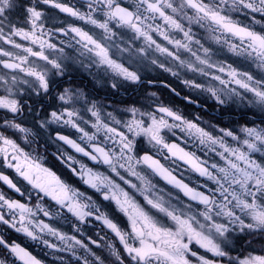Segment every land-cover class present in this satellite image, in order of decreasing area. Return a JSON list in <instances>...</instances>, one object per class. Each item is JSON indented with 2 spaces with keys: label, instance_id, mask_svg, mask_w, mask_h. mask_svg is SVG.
Segmentation results:
<instances>
[{
  "label": "snow or ice",
  "instance_id": "obj_1",
  "mask_svg": "<svg viewBox=\"0 0 264 264\" xmlns=\"http://www.w3.org/2000/svg\"><path fill=\"white\" fill-rule=\"evenodd\" d=\"M73 65L264 110V0H0V264H45L22 239L67 264H264V123L56 93Z\"/></svg>",
  "mask_w": 264,
  "mask_h": 264
},
{
  "label": "clouds",
  "instance_id": "obj_2",
  "mask_svg": "<svg viewBox=\"0 0 264 264\" xmlns=\"http://www.w3.org/2000/svg\"><path fill=\"white\" fill-rule=\"evenodd\" d=\"M57 79L62 80L63 83H59L55 86L56 93L62 91L63 89H71L78 93H83V95L89 100L106 104L108 106L122 105L124 103L146 104L152 100H167L157 83H118L116 84V87L113 88V82L111 80L93 78L87 71L79 68L78 65H73L71 70L65 73L64 76L58 77ZM165 80L167 81V79ZM178 84V81H171V86L176 87L177 91L180 93L179 95H181L183 87L178 88ZM125 92H129L130 95L132 93H136V95L132 96L131 100L125 101L123 99ZM186 92H188V90ZM189 95L196 98H202L204 102L211 105L210 112L203 114L200 111L192 112L193 116H198L202 121L214 122L217 119H220L222 121H226L227 123L233 121H245L249 124L264 123V110L262 109H249L244 106L229 104L217 105L215 101L210 100L207 97L198 96L193 93H189ZM111 97H120V100L119 102H113ZM192 100V104H197V99ZM29 107H31V105H29ZM178 107L183 109L181 106ZM50 151L54 154V145ZM0 259H3V257H0Z\"/></svg>",
  "mask_w": 264,
  "mask_h": 264
},
{
  "label": "flooded vegetation",
  "instance_id": "obj_3",
  "mask_svg": "<svg viewBox=\"0 0 264 264\" xmlns=\"http://www.w3.org/2000/svg\"><path fill=\"white\" fill-rule=\"evenodd\" d=\"M153 78L156 79L157 81H159L160 79H163L162 77H155V76ZM165 82H169V81L165 80ZM157 84L159 85L161 91L164 93L168 102L175 104V105H178V106H181L185 111H189V112L200 111L202 114L211 111V105L207 102H204L202 98L192 97V99L198 100L197 104H192V103H188L187 101H185L184 100V95H185L184 92L187 91L186 89L182 90L181 95H175L172 92H170L168 89H165L160 83L157 82ZM177 87L181 88L182 86L178 84ZM135 95H136V93H132L130 95L129 92H125L123 99L125 101H129V100H131L132 96H135ZM111 100L113 102H119L120 97H111ZM216 121H221L223 123H227L226 121H222L220 119H217ZM216 121H214V122H216ZM12 235H16V234L13 233ZM22 242L29 246V248L33 252V254L39 256L42 260H44L45 264H67V259H65L64 261H61V260L54 258L52 255H48L47 254L48 250L45 249L43 247V245L36 244L34 242H31V241H24L23 239H22ZM257 250H259V249H257Z\"/></svg>",
  "mask_w": 264,
  "mask_h": 264
}]
</instances>
